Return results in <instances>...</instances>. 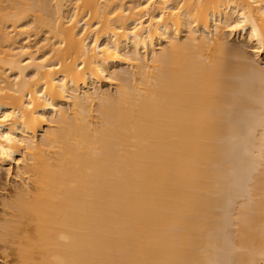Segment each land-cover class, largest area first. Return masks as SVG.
I'll use <instances>...</instances> for the list:
<instances>
[{
	"label": "bare ground",
	"instance_id": "bare-ground-1",
	"mask_svg": "<svg viewBox=\"0 0 264 264\" xmlns=\"http://www.w3.org/2000/svg\"><path fill=\"white\" fill-rule=\"evenodd\" d=\"M2 168L13 264H264V0H0Z\"/></svg>",
	"mask_w": 264,
	"mask_h": 264
},
{
	"label": "rangeland",
	"instance_id": "rangeland-1",
	"mask_svg": "<svg viewBox=\"0 0 264 264\" xmlns=\"http://www.w3.org/2000/svg\"><path fill=\"white\" fill-rule=\"evenodd\" d=\"M230 38H232V39L230 40ZM229 40L235 44L239 43L238 45L246 47V49L250 51V45H248L249 43H246V41H243L242 39H238V38L236 39V37H229ZM241 42H242V44H241ZM5 171L6 170L4 168L1 169L2 179H0V219L5 218V217L15 219V217H14L15 212L13 211V209L4 205L3 200L11 193L13 186L15 185V183L17 181L16 180L17 178L14 177L15 173L13 171H12L11 175H8L7 172H5ZM6 245H8V244H6ZM11 249L4 247V243L2 241H0V264H13L14 263L12 259H14L13 257H15V256H13L14 253Z\"/></svg>",
	"mask_w": 264,
	"mask_h": 264
}]
</instances>
